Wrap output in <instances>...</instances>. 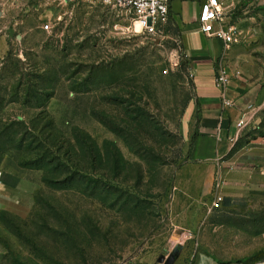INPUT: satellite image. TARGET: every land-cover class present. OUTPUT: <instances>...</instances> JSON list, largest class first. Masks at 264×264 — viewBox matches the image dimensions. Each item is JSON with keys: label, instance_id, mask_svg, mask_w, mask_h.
Here are the masks:
<instances>
[{"label": "rangeland", "instance_id": "rangeland-1", "mask_svg": "<svg viewBox=\"0 0 264 264\" xmlns=\"http://www.w3.org/2000/svg\"><path fill=\"white\" fill-rule=\"evenodd\" d=\"M223 1L226 23L250 40L264 32V0ZM136 23L105 0H0V195L5 182H25L18 195L35 190L27 215L0 203V264L140 262L175 246L203 250L224 221L250 242L264 229V196L215 205L223 174L209 194L206 164L190 152L200 103L179 26ZM255 127L232 155L264 136V116ZM14 131L40 155L54 141L52 157L91 167L98 186H47Z\"/></svg>", "mask_w": 264, "mask_h": 264}, {"label": "crops", "instance_id": "crops-1", "mask_svg": "<svg viewBox=\"0 0 264 264\" xmlns=\"http://www.w3.org/2000/svg\"><path fill=\"white\" fill-rule=\"evenodd\" d=\"M201 5V0H172L170 14L171 20L179 26L184 54L199 96L201 118L199 124L196 123L198 135L192 156L194 161L206 164L209 194H212L216 171L222 172L221 205L225 202L229 207V203L236 200L246 202L249 198L264 196V136L254 135L231 154L240 138L248 136L251 128H257L264 116V32L253 33L250 40V31L244 34L238 29L240 42L226 50L222 38L202 31ZM7 43L9 46L8 40ZM221 62L232 74L228 95L233 104L227 107L216 83ZM242 118L246 126L239 130L237 123ZM23 183H4L0 195L2 208L11 207L22 215L30 212L35 190L18 195ZM10 191L16 195V200L7 196ZM219 227V238L216 233L206 236L203 250L192 253L180 247L173 264H264V229L253 232L250 242L245 228L240 225L224 221ZM161 257L150 256L140 262L123 264H165L159 261Z\"/></svg>", "mask_w": 264, "mask_h": 264}, {"label": "built area", "instance_id": "built-area-1", "mask_svg": "<svg viewBox=\"0 0 264 264\" xmlns=\"http://www.w3.org/2000/svg\"><path fill=\"white\" fill-rule=\"evenodd\" d=\"M108 3L116 4L129 13L133 14L137 21L141 23L142 28L150 32H156L160 26L171 21V3L172 0H105ZM201 12L199 16V23L204 33L209 36L220 37L225 41L226 50L230 49L232 45L240 42V35L238 27L226 23L227 14L225 3L223 0H201ZM46 29L50 25L45 26ZM191 77L193 74L191 73ZM232 79V74L227 65L220 63L217 69L216 83L220 90L221 99L224 106L233 104L228 95L229 84ZM246 126V121L242 118L237 127L239 130ZM2 181V172L0 171V185ZM217 192L214 201L215 205L222 202L223 197L219 192L221 188L220 180L216 185Z\"/></svg>", "mask_w": 264, "mask_h": 264}, {"label": "trees", "instance_id": "trees-1", "mask_svg": "<svg viewBox=\"0 0 264 264\" xmlns=\"http://www.w3.org/2000/svg\"><path fill=\"white\" fill-rule=\"evenodd\" d=\"M187 64H183L184 68H187ZM200 116L197 118V123L200 122ZM54 124L51 123V126ZM12 127H15V125H11ZM14 130V129H13ZM13 135H15V139L18 142V146L15 147L16 149L20 151H24L27 156H29V160L25 164L26 166H30L33 168H38L44 170V177L43 182L56 190H68V189H76L79 190V188H82L85 186V189L80 190L82 193H92V190H94L98 186V180L94 179L92 177V169L91 167H84L81 164H75L71 161V159H62L61 154L55 155V157H52V154L54 152L55 148V142L52 141L49 142L46 139L43 143L44 146L39 145L42 147V151L45 150V154L40 155L39 152L37 154L36 149L29 147L23 148V144L25 143V137L17 139L18 131H14ZM197 131L194 133L191 141V149L192 151L195 140L197 138ZM38 141V140H36ZM3 143H0V161L4 157V154L6 152L5 148L2 146ZM46 148V149H45ZM39 149V148H38ZM47 151V152H46ZM36 156V157H35ZM34 160V161H33ZM37 160V161H36ZM54 165V167H52ZM73 170V171H72ZM54 172H57L55 174ZM53 174V175H51ZM59 176V177H52V176ZM64 176V177H63Z\"/></svg>", "mask_w": 264, "mask_h": 264}, {"label": "water", "instance_id": "water-1", "mask_svg": "<svg viewBox=\"0 0 264 264\" xmlns=\"http://www.w3.org/2000/svg\"><path fill=\"white\" fill-rule=\"evenodd\" d=\"M13 33H14V30L10 29V34L13 35ZM179 252H180V247L175 246L173 252L170 253L168 257L163 255L159 261L165 264H173L176 261V258Z\"/></svg>", "mask_w": 264, "mask_h": 264}, {"label": "bare ground", "instance_id": "bare-ground-1", "mask_svg": "<svg viewBox=\"0 0 264 264\" xmlns=\"http://www.w3.org/2000/svg\"><path fill=\"white\" fill-rule=\"evenodd\" d=\"M141 25V23L139 22V21H137V23H136V26L138 27V29H141L142 28V26H140ZM177 237V236H176ZM177 240V239H176Z\"/></svg>", "mask_w": 264, "mask_h": 264}]
</instances>
